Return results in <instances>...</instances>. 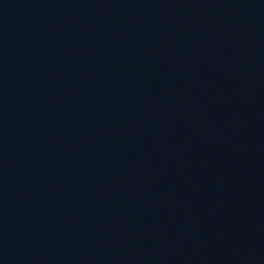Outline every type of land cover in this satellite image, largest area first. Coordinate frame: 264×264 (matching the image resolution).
I'll list each match as a JSON object with an SVG mask.
<instances>
[{
  "label": "water",
  "instance_id": "obj_1",
  "mask_svg": "<svg viewBox=\"0 0 264 264\" xmlns=\"http://www.w3.org/2000/svg\"><path fill=\"white\" fill-rule=\"evenodd\" d=\"M0 264H264V0H0Z\"/></svg>",
  "mask_w": 264,
  "mask_h": 264
}]
</instances>
